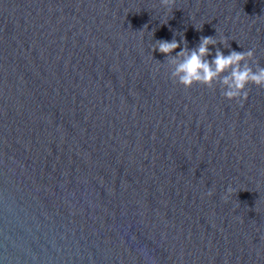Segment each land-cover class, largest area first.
<instances>
[{
  "label": "water",
  "instance_id": "1",
  "mask_svg": "<svg viewBox=\"0 0 264 264\" xmlns=\"http://www.w3.org/2000/svg\"><path fill=\"white\" fill-rule=\"evenodd\" d=\"M202 36L264 67V0H0V264H264V88L156 71Z\"/></svg>",
  "mask_w": 264,
  "mask_h": 264
},
{
  "label": "clouds",
  "instance_id": "2",
  "mask_svg": "<svg viewBox=\"0 0 264 264\" xmlns=\"http://www.w3.org/2000/svg\"><path fill=\"white\" fill-rule=\"evenodd\" d=\"M161 4L169 13H172L176 0H161ZM182 43L183 47L181 42L175 38L170 42L156 40L152 52L158 50L165 56L164 61L156 65V71L164 65H171L170 78L184 89H192L195 85L214 89L215 85L219 84L221 94L226 99L237 101L242 106L243 102L248 99L249 85L264 88V67L259 65L253 50L243 52L232 50L230 54L225 55L219 48H216L213 56L209 46H215L218 43L213 36L200 37L198 45L191 49L186 39ZM219 43L227 45L226 39ZM177 49L181 50L177 52ZM210 56H213L211 60L208 59ZM253 64H255V69ZM233 194H237V190L229 187L223 200L228 202ZM207 195L211 196L213 192L210 190Z\"/></svg>",
  "mask_w": 264,
  "mask_h": 264
}]
</instances>
